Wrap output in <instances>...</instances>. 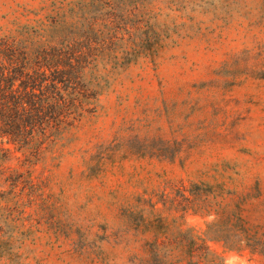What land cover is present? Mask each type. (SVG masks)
Wrapping results in <instances>:
<instances>
[{
  "label": "rangeland",
  "instance_id": "1",
  "mask_svg": "<svg viewBox=\"0 0 264 264\" xmlns=\"http://www.w3.org/2000/svg\"><path fill=\"white\" fill-rule=\"evenodd\" d=\"M60 1L153 45L39 163L1 145L0 264H264V0H0V28Z\"/></svg>",
  "mask_w": 264,
  "mask_h": 264
},
{
  "label": "trees",
  "instance_id": "2",
  "mask_svg": "<svg viewBox=\"0 0 264 264\" xmlns=\"http://www.w3.org/2000/svg\"><path fill=\"white\" fill-rule=\"evenodd\" d=\"M96 11L93 2L60 1L35 25L0 28V164L11 154L3 144L29 167L39 163L95 112L107 85L102 72L151 50L150 37Z\"/></svg>",
  "mask_w": 264,
  "mask_h": 264
}]
</instances>
